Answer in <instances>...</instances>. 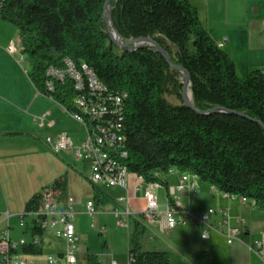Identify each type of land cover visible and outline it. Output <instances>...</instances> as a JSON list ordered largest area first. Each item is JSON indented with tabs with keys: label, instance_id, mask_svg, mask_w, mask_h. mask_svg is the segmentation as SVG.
I'll return each instance as SVG.
<instances>
[{
	"label": "trees",
	"instance_id": "obj_1",
	"mask_svg": "<svg viewBox=\"0 0 264 264\" xmlns=\"http://www.w3.org/2000/svg\"><path fill=\"white\" fill-rule=\"evenodd\" d=\"M104 3L6 0L0 20L15 26L21 53L29 63L26 73L36 91L76 112L71 81H57L48 88L46 69L62 66L65 58L86 64L108 91L127 93L121 122L126 168L131 173L166 189L171 170L188 173L264 210V126L258 122L264 123V69L239 77L234 62L213 41L188 0H110L113 25L123 40L149 36L173 63L189 72L197 110L219 106L232 111L199 114L183 104L181 74L160 54L150 46L124 51L110 41L102 19ZM169 92L180 104L166 101L164 94ZM84 124H92V119H84ZM66 183L62 174L27 200L26 213L36 216L28 230L30 239L10 252L24 257L42 254L44 216L38 213L42 191L50 189L63 202ZM166 195L173 205L169 192ZM92 199L98 208L104 196L94 188ZM129 224L127 264H170L171 251L143 250L144 225L137 219ZM194 257L211 264L205 251ZM86 258L87 264H100L92 254Z\"/></svg>",
	"mask_w": 264,
	"mask_h": 264
},
{
	"label": "crops",
	"instance_id": "obj_2",
	"mask_svg": "<svg viewBox=\"0 0 264 264\" xmlns=\"http://www.w3.org/2000/svg\"><path fill=\"white\" fill-rule=\"evenodd\" d=\"M188 1L196 8L202 25L208 30L215 43L222 41L226 37V41L221 48L234 62L235 70L239 77L246 76L254 69H264V0ZM1 22L0 26L2 28L5 27V30H12L9 23ZM10 39V37L4 39L3 43H8ZM7 62L15 68V75L14 78L12 76L9 77L10 73L5 75L6 73L2 70L3 62L0 58V202L1 199H4L10 212H7L5 217L0 219V223L2 220H6L7 224L2 230H8L9 238L12 241L20 239L28 241L30 239L28 230L36 216L26 213L25 204L27 200L44 186L51 184L58 175H61L65 163L73 166L85 179H88V170L86 164L82 172L76 166V163L69 162L66 151L55 154L56 157L51 155L52 151L46 144V137H54L60 133L58 129L63 127L58 123L60 122L58 120L60 116L65 117L68 121L73 118L66 109L50 96L38 93L30 82L26 71L22 73L17 62L13 59H7ZM21 84L22 88L19 89L18 87ZM23 89L27 90L24 91ZM41 100L47 101L48 104H53V110L50 111L48 107L49 109L46 111L43 107H40ZM52 114V121L49 122ZM35 117H43V119H37L35 122ZM55 124L60 128H54ZM66 133L71 137L68 132ZM83 137L84 128L83 135L78 138L76 144ZM71 139L73 141L72 137ZM51 157L58 167L53 176H51L47 166V162L49 163ZM26 173H30L31 177L29 178L30 181L24 184L21 183L18 177L24 176ZM181 175L177 170H171L166 176L167 189L165 186H160L156 189L160 212H163L168 205L167 192L180 183ZM15 178L18 180L19 185H13L14 192L11 200H8L5 185ZM127 182L128 185L125 189L118 186L94 185L90 190L92 197L94 188L104 196L103 202L100 203L97 209L110 210L113 214L114 209L123 210L124 207H128L129 213L126 216L128 221L137 219L144 225L145 229L151 227L160 231L167 230L168 234L173 236L171 240L172 246L176 247V249L186 248L191 251H205L211 264H261V259L248 249L249 245L264 232V210L258 209L252 201L246 200L242 203L238 197L227 196L209 184L197 181L195 177L191 176L190 180L185 182L184 185L187 186L192 183L194 185L192 191L185 187L183 191H175L171 195L175 201V208H187L196 212H205L209 208L215 209L216 213L210 216V224L216 228L223 221V216L218 212L223 209L227 212L229 226L240 228L236 239L231 244L227 242L226 236L213 229L207 231L208 238H205L207 241L198 242V238L195 237V232L192 228H200V238L204 239L201 237L204 227L192 226L187 222H182L173 229H168L162 213L155 218L145 217L143 215L145 209V201L143 199L144 183L140 182L133 173L128 175ZM105 188L122 193L115 196L111 193H106ZM161 188L164 189L162 193L160 192ZM66 192L67 196L73 199L67 190V183ZM119 197H125L126 200L120 203L117 201ZM80 207L79 205L76 206V210H74L76 214L81 213ZM75 229L77 236H79L76 225ZM220 229L226 232V227L222 226ZM51 232L54 234L53 229ZM107 232L108 228L105 226L100 228L99 233ZM27 234L29 235L28 239L25 238ZM45 234L46 229L41 236V244L45 240L50 243L45 238ZM127 237L128 233L126 232V251L128 247ZM64 247L65 241L58 257H62ZM110 251L115 254L120 250L114 248L112 251L110 248ZM34 257L26 256L27 264H37V260Z\"/></svg>",
	"mask_w": 264,
	"mask_h": 264
},
{
	"label": "built area",
	"instance_id": "obj_3",
	"mask_svg": "<svg viewBox=\"0 0 264 264\" xmlns=\"http://www.w3.org/2000/svg\"><path fill=\"white\" fill-rule=\"evenodd\" d=\"M5 2L6 0H0V12ZM225 41L226 37L216 44L218 47H222ZM14 50L13 44L6 47V51L10 54H13ZM46 76L45 86H54L57 81L63 82L69 79L75 91L74 98L82 105V110H86L92 117V124H83L77 121L76 113L68 111L72 118L83 126V139L78 144H74L66 132H60L54 137H46L45 141L48 147L55 154L66 151L73 154L77 160L84 161L88 170L87 178L94 185L127 188V179L131 172L126 168L128 152L124 146L125 138L121 122L127 93L108 91L90 67L84 63L76 65L68 58L63 60V65L60 67L49 66L46 69ZM40 118L43 119V117H35L34 121L36 122ZM109 152H118V159H109ZM136 176L145 185L143 192L145 201L143 215L145 217L155 218L162 213L168 229L187 222L192 226L204 227L202 234L206 238H208L207 231L213 229L226 236L229 244L236 239L240 228L229 226L227 212L223 209L218 211L223 216V221L217 228L210 224V216L216 213V210L212 208L205 212L191 211L187 208L177 209L175 201H173V205L168 203L166 209L160 212L156 194V189L160 187V184L156 181L145 182L141 176ZM190 177L191 175L188 173L182 174L180 183L168 191L169 195H173L175 191L181 192L185 187L192 191L194 187L192 183L184 185L190 180ZM238 198L242 203L247 200L243 197ZM125 200V197L117 199L120 203ZM72 202L73 199L68 196L63 202L60 201L50 189L46 188L42 191L38 212L44 216V220L40 224L41 228L43 230L53 229L54 234L65 241L62 257L58 258H64L66 264H76L75 251L78 236L74 224L76 212L72 207ZM252 203L254 204V201ZM85 210L90 217H93L97 208L93 201H88L85 204ZM128 213V207H124L123 210L114 209L113 214L117 226L128 229L129 221L126 217ZM222 226L226 227V232L221 231L220 227ZM36 241L34 239V242ZM24 242V239L12 241L9 238L8 230H2L0 232L1 264H27L26 257L10 252ZM248 249L261 259V264H264V232L249 245ZM57 260L59 259L52 256L47 257L48 264H55ZM111 264H116V262L113 261Z\"/></svg>",
	"mask_w": 264,
	"mask_h": 264
},
{
	"label": "rangeland",
	"instance_id": "obj_4",
	"mask_svg": "<svg viewBox=\"0 0 264 264\" xmlns=\"http://www.w3.org/2000/svg\"><path fill=\"white\" fill-rule=\"evenodd\" d=\"M1 22V21H0ZM4 23V22H1ZM7 24V23H6ZM1 25V24H0ZM12 28V30H5V27L2 28L0 26V58L3 62L2 70L6 73H10V76L14 78L15 75V68L12 67L8 62L7 59L14 60L15 62L20 65V69L22 73H25L27 68L29 67V63L27 60V57L21 53L20 50V44L18 42V36H17V30L15 26L12 24H9ZM10 29V28H8ZM13 35V36H12ZM11 38L8 43L4 42V39ZM167 45L171 49L172 52L175 51V48L167 42ZM14 46L15 50L13 54H10L6 51V47L12 45ZM24 76V74H22ZM182 81V80H181ZM9 82V80H7ZM19 89L22 88V84ZM26 91L27 89H23ZM164 98L166 101L171 105H178L180 104L181 100L177 98V96L172 93H165ZM40 107H43L44 110H48L50 108V111L53 110L52 105L48 104L47 101H40ZM49 105V106H47ZM49 107V108H48ZM52 116L49 120V122L52 121ZM70 119V118H69ZM60 122H58L61 126H63L61 129H58V132L66 131L68 132L71 137L73 138L74 144L77 143L78 138L83 135V127L80 123L71 120H66V118L60 116L58 118ZM82 123V122H81ZM54 128H60L57 124H55ZM67 157L69 159V162L76 163V166L81 169L83 172L85 163L84 161L75 160V157L73 154L66 152ZM51 155L53 157H56L55 153L51 152ZM47 166L49 167V172L51 176H53L54 172L58 170L57 164L54 162V159L51 157L49 163L47 162ZM61 175L65 174L67 179V190L69 194L73 197V209L76 210V206H81V213L76 214L75 218V225L77 227V231H79L78 241L76 244V251H75V257H76V264H87V254H92L96 257H98L100 264H110L112 260L116 261L117 264H127V251H126V242H125V234L127 232L126 227H118L115 222V218L112 214V211L110 210H98L93 215V217H90L85 210V204L88 201H92V194L90 192L91 188L94 186L93 183H91L88 179L83 178L82 174L77 171L73 166L65 163L64 169L62 168ZM60 176V175H58ZM57 176V177H58ZM31 174L26 173L24 176L21 175L18 177L21 180V183L26 184L28 181H30ZM197 181H201L198 178H195ZM203 183V182H202ZM13 185L18 186V180L12 179V181H9L5 185V191L8 197V200H11V196L13 195L14 189ZM106 193H111L113 195L121 194L122 192H115L111 189L105 188ZM161 188L160 192L162 193L164 189ZM5 200L1 199L0 202V219L5 217V214L7 212L9 213L10 209H8L7 205L5 204ZM6 220H2L0 223V232L2 231V228L6 226ZM130 224H128L129 227ZM102 226H105L108 228L107 233H99L100 228ZM195 232V237L198 238V242H205L206 239L200 238V228H192ZM52 229L48 228L46 229L45 238H47L50 243L47 242V240L43 241L42 247L43 252L41 255H37L34 257L35 260H37V264H48L47 263V257L52 256L54 258H57V262L55 264H66L64 258H58V254L62 251V248L64 246V241L61 237H57L55 234H52ZM211 233V232H210ZM172 235H169L167 230H159V229H153L151 227H147L146 233L142 239V249L143 250H167L172 252V257L170 264H203L199 260L195 259L194 255L198 251H191L189 249L183 248V249H176V247L171 245ZM25 238L28 239L29 235H25ZM110 248L112 251L115 249H119L120 251H117L115 254L111 253Z\"/></svg>",
	"mask_w": 264,
	"mask_h": 264
},
{
	"label": "water",
	"instance_id": "obj_5",
	"mask_svg": "<svg viewBox=\"0 0 264 264\" xmlns=\"http://www.w3.org/2000/svg\"><path fill=\"white\" fill-rule=\"evenodd\" d=\"M102 19L106 25V31L109 34L110 41L116 45L118 48L124 51H129V50H135L139 49L143 46H150L151 50L157 52L160 54L163 59L166 61V63L170 66L171 69L179 72L181 74V99L183 104L196 111L199 114H209L213 112H220V111H225V112H232L230 110H226L223 107H212L210 109H207L205 111L202 110H197L193 104H192V99L188 98L186 94V89L188 86L191 85V78L189 72L183 68L181 65H178L176 63H173L168 56L166 50L160 46L153 38L146 36V37H137V38H130L128 40H123L122 37L119 35L117 30L115 29L112 21V6L110 4V0H105L104 7H103V16ZM191 92V91H190ZM262 126H264V123H261L258 121Z\"/></svg>",
	"mask_w": 264,
	"mask_h": 264
},
{
	"label": "bare ground",
	"instance_id": "obj_6",
	"mask_svg": "<svg viewBox=\"0 0 264 264\" xmlns=\"http://www.w3.org/2000/svg\"><path fill=\"white\" fill-rule=\"evenodd\" d=\"M48 88H52V86H47ZM186 94L188 98H191V92L189 86L186 89ZM73 106L76 108V118L77 121L82 122L84 124V119L91 120L92 117L86 112V110H82V105H80L79 101L74 98ZM109 159H118V152H109Z\"/></svg>",
	"mask_w": 264,
	"mask_h": 264
},
{
	"label": "clouds",
	"instance_id": "obj_7",
	"mask_svg": "<svg viewBox=\"0 0 264 264\" xmlns=\"http://www.w3.org/2000/svg\"><path fill=\"white\" fill-rule=\"evenodd\" d=\"M202 238H206V237L202 234Z\"/></svg>",
	"mask_w": 264,
	"mask_h": 264
}]
</instances>
